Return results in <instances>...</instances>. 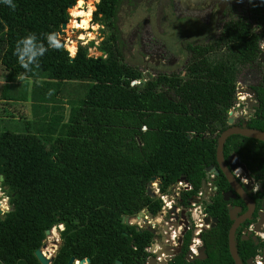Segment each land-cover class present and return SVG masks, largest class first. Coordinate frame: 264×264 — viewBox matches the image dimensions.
Segmentation results:
<instances>
[{
  "label": "trees",
  "instance_id": "1",
  "mask_svg": "<svg viewBox=\"0 0 264 264\" xmlns=\"http://www.w3.org/2000/svg\"><path fill=\"white\" fill-rule=\"evenodd\" d=\"M122 1L94 4L91 20L102 21L107 29L97 47L99 55H89L88 46L80 44L74 57L65 48H49L39 66L26 72L14 55L17 41L35 33L47 47V34L57 33L66 23L67 8L80 4L13 0L12 9L0 0V66L8 75L17 66L25 76L43 73L57 85L89 81L83 96L64 116H53L55 121L43 131L0 130V183L10 203V210L0 215V264H40L33 250L41 245L44 231L57 224L63 228L50 264H67L70 257L87 259L84 264H142L153 234L121 223V216L133 217L141 209L152 217L157 214L160 199L145 193L151 177L158 179L159 191H165L183 176L190 188L179 192L176 203L184 208L205 180V167L216 166V139L229 126L226 110L234 103L239 75L244 68L260 65L264 0H247L245 10L229 15L216 36L185 42L188 60L183 74H158L145 81L122 62L116 17ZM248 87L254 105L245 124L264 130V75ZM231 153L257 184L249 193L255 205L253 221L256 210H264V141L230 134L222 145L224 159ZM212 185L204 211L216 223L200 232L205 257L184 259L191 238L188 229L179 253L166 264H234L227 247L231 221L226 204L241 201L222 199L229 185L220 172ZM241 228L234 245L240 261L247 264L264 248V240L241 239Z\"/></svg>",
  "mask_w": 264,
  "mask_h": 264
},
{
  "label": "rangeland",
  "instance_id": "2",
  "mask_svg": "<svg viewBox=\"0 0 264 264\" xmlns=\"http://www.w3.org/2000/svg\"><path fill=\"white\" fill-rule=\"evenodd\" d=\"M95 2L96 0H84L76 10L87 12L90 7H94ZM75 4L76 2L67 8L65 27L57 32L58 37L67 48L71 43L75 48L78 44L87 45L89 55H99L97 47L106 35L107 29L102 21L93 22L91 18L88 19L87 25L77 27L81 19L82 23L85 20L84 15H70V9L75 7ZM228 4L227 0H123L116 16L122 43L120 46L122 62L136 69L140 73L141 81L158 74H183L188 60V52L183 44L203 42L216 36L227 18L220 7L227 8ZM245 6L244 0L233 9L236 13L245 10ZM97 24L101 27L94 30L92 25ZM262 52L264 53V47ZM259 63L260 65L244 68L237 83L244 88L255 84L260 76L264 75L261 62ZM88 84L89 81L86 79H76L66 80L57 85L48 80L43 73L25 76L17 66L8 75L0 66V130H28L35 133L43 131L48 124L55 121L53 116H64L67 113L69 106L74 105L83 96ZM49 90H53L51 95ZM243 96L245 98L235 94L234 103L226 112L227 119L246 120L252 113L254 101L246 93H243ZM148 185L152 196L158 198L154 192L155 188H158V179L155 178ZM251 186L256 187V184L252 182ZM176 187L177 185L173 183L165 191H161L170 201V209L166 208L164 214L161 213V207L154 217L144 215V209H141L139 216L128 218V224L135 228L153 227L155 231L170 227L166 230V237L172 230L177 232V229H180L178 209L181 208H176L178 191ZM204 195L207 197L206 193ZM5 198L8 207L7 210L0 208V215L10 210L8 197L0 183V201H4ZM193 203V206L190 203L188 205L195 208L193 215L188 217L191 221V231L199 228V196L198 199L195 197ZM162 204L161 201V206ZM187 208L184 214L190 212ZM50 229L51 232L44 234L39 249L42 250L41 253H46L47 249L54 256L60 244L59 232L62 226L57 224ZM257 233L261 235L255 233L254 235L264 238V222Z\"/></svg>",
  "mask_w": 264,
  "mask_h": 264
},
{
  "label": "water",
  "instance_id": "3",
  "mask_svg": "<svg viewBox=\"0 0 264 264\" xmlns=\"http://www.w3.org/2000/svg\"><path fill=\"white\" fill-rule=\"evenodd\" d=\"M66 16H67V14H66ZM64 27H65V23L63 22V23H61L60 28H59L58 31H60V29H63ZM262 47H264V42L261 45V48ZM70 56H72V55H70ZM258 61L261 62L262 69L264 71V53L262 51L259 52V54H258ZM235 89L237 91H243L244 93L248 94L250 96V98H252V100L254 101V93L249 87L248 88H244V87H241V85L239 83H237ZM253 105H254V103H253ZM226 112H228V110H226ZM227 121H228V123H231L232 119L228 118ZM230 134H239V135H242V136H245V137H250V138H254V139H258V140L264 141V130H257V129H254V128L247 127L245 125V122H241L240 125H230L227 128L223 129L219 133V135H218V137L216 139L215 161H216V164H217V169H215L211 165H208L207 167H205V179L208 178L209 170H212V171H215V172L220 171L223 174V176L225 177L227 183L229 184L230 189L222 194V199L223 200H228L229 197H234L235 194H237L242 199V201L245 203V205H246V211L243 214L239 215L237 218H234V216H235V214L237 212L240 211L239 207H234L233 209L228 211L229 219L232 220V222H231V224H230V226L228 228V231H227L228 252H229L230 257L232 258L234 264H243L240 261V259L238 258V256H237V252H236V249H235L233 236H234V230H235L236 226L238 225V223L241 222L245 218H249V216H250V214H251V212L253 210V201L245 193V189L248 188V186L245 185V184H243V185L240 184L235 179L234 175L231 172L232 169L238 168V167L241 168V169H244V165L241 164L237 160V155L234 154V153L230 154L229 157H228V160H227V164H225V162H224L223 154H222V145H223V141H224L225 137H227ZM246 177L247 178L249 177L248 174H246ZM181 178L186 181V179L183 176ZM1 179H2V176L0 174V180ZM154 179H155V177H151L150 180L152 181ZM204 181H205L204 179L201 181V184H200L201 188H204ZM232 190L234 192H232ZM145 193L147 195H150V196L153 195L149 185H147L145 187ZM140 214H141V211H138L136 216H139ZM259 214L264 219V212L260 211ZM148 215L151 216V213L148 212ZM179 216L181 218L182 229L179 232L178 237H177V245L170 247V246H167V245L164 244L162 246L161 251L164 254V260H168L170 255H175L180 250L181 236L184 233V231L186 230V223L187 222L185 220V216H184V211L183 210H180V215ZM209 220L211 221L210 226L214 225L215 222H216V219L214 217H212V218L205 217L204 218V222H208ZM120 222L124 223V224H128V217L125 216V215H122L121 218H120ZM258 226H259V223H256L253 226V230L257 231ZM48 232H49V229H46L44 231V234H47ZM161 239H162V237H161ZM152 248H153V244L150 246L149 249L152 250ZM154 253H156V252H154ZM262 254H263L262 255V257H263L262 264H264V249H262ZM33 255H34V257L36 258V260L40 264H49V259H47V258H45L43 256V254L41 253L39 247L35 248L33 250ZM204 257H205L204 246L201 245L200 248L198 249V253L196 255L190 256L189 254H186L185 255V260L189 261V260H192V259H202ZM74 260H75L74 258L70 257L68 259V261H67V264H73ZM85 262H87V259H79V260H77V264H84ZM117 262L118 261H116V263ZM154 263H155V257L154 256H149L147 258V263H145V264H154ZM247 264H252V261L251 260H247Z\"/></svg>",
  "mask_w": 264,
  "mask_h": 264
},
{
  "label": "flooded vegetation",
  "instance_id": "4",
  "mask_svg": "<svg viewBox=\"0 0 264 264\" xmlns=\"http://www.w3.org/2000/svg\"><path fill=\"white\" fill-rule=\"evenodd\" d=\"M242 1H244V0H240V2L238 3V4H240ZM247 0H245V2H246ZM227 2L229 3L228 4V6H227V8H225L224 6H221L220 8V10H221V12L223 13V14H226L227 15V17L229 16V15H234L235 14V10L233 9L234 8V6L235 5H238V4H236L235 2H236V0H227ZM223 8H225V9H223ZM242 87V86H241ZM232 119V121H231V123H228V121H227V123L229 124V126L230 125H235L234 123H233V118H231ZM242 122H245V120H243ZM241 123V122H240ZM246 125V124H245ZM227 128V127H226ZM231 154H233V153H231ZM230 155V154H229ZM229 157V156H228ZM228 157H227V159L225 160L224 159V157H223V159H224V162H225V164H227V160H228ZM237 160L239 161V159H238V157H237ZM240 162V161H239ZM241 163V162H240ZM242 164V163H241ZM212 167H214L215 169H217V164H216V166H213V165H211ZM219 172L220 171H218V172H215V171H212V170H209V173H208V178L207 179H205L206 180V182L204 181V188H201L200 187V189H199V192L201 193L200 194V196H199V205H200V208H199V216H200V218H201V220L199 219V222L201 223V225H203L204 227L201 229V230H203V229H205V228H208V227H210V223H211V221L209 220L208 222H204V218L205 217H209V218H212V217H210L209 215H207L206 214V212L204 211V202H209V197H211L212 195H213V190L215 189V186L214 185H212V181H213V179H214V177L217 175V174H219ZM231 172H232V174L234 175V177H235V179L240 183V184H242L243 185V183L241 182V180H240V178L241 177H245L246 179H247V182L245 183V185H247L248 186V188H246L245 189V193L247 194V196H249L250 197V195H249V193H253L255 190H256V188H257V184L254 182V180L249 176V173H248V171L246 170V168L244 167V169H241V168H234V169H232L231 170ZM221 173V172H220ZM222 174V173H221ZM246 174H248V178L246 177ZM223 175V174H222ZM249 182V183H248ZM255 183L256 184V187H252L251 186V183ZM208 185V187H206ZM229 185V184H228ZM230 189V186H229V188L227 189V190H229ZM226 190V191H227ZM226 191H224V192H221L222 194L223 193H225ZM232 192H234L233 190H232ZM204 193H206V196L207 197H205V195H204ZM193 196H195V195H193ZM236 197H238L239 198V200L241 201V204L244 206V208H242V205L241 204H237V203H234V204H226V207H227V215H228V211L229 210H231V209H233L234 207H239L240 208V211L239 212H237L236 214H235V216H234V218H237L239 215H241V214H243L245 211H246V205H245V203L242 201V199L237 195V194H235V196L234 197H229V199H236ZM251 198V197H250ZM197 199H198V197H197ZM228 199V200H229ZM252 199V198H251ZM195 200V197H190L189 199H188V202H187V204H186V206L184 207V208H181L180 206H177L176 205V208L177 207H179V208H181V209H178L179 210V215H180V210H185L187 207H188V205H189V203L193 206L194 205V203H193V201ZM226 201V200H225ZM253 201V200H252ZM190 212H185L186 214H184V216H185V220H186V230H188V229H190L191 230V227H190V224H191V221L189 220V216H192L193 215V210H195V208H191V207H188L187 208ZM192 209V210H191ZM146 211V210H145ZM144 211V212H145ZM254 211H255V205H254V202H253V210H252V212H251V214H250V216H249V218H245V219H243L241 222H239L238 223V225L236 226V228H235V230H234V235H235V232H236V230H237V228L239 227V226H241L242 225V228L240 229V236H241V239H246L247 237H251V239H254V241H255V243L257 242L256 240H255V237L257 236V235H254V233L255 234H259V233H257V231L260 229V227H261V225L263 224V222H264V219L260 216V214H259V212L260 211H263L264 212V210H256V212H255V219L253 220V221H251L252 219V215H253V213H254ZM178 215V220H179V223H180V229H177V232H175V230H172L169 234H168V237H166L165 236V233H167L166 232V230L167 229H169L170 227H165L164 228V230H157V231H155L154 230V228L153 227H138V229H147V230H149L152 234H153V239H152V242L147 246V247H145V251L148 253L147 254V256H146V258H145V261L142 263V264H145V263H147V258L149 257V256H154L155 257V263L154 264H166L167 263V261H169L174 255H170L169 256V258H168V260H164V254H163V252L161 251V248H162V246L165 244V245H167V246H170V247H172V246H176L177 245V237H178V234H179V232L181 231V229H182V223H181V218H180V216ZM150 217H152V216H150ZM191 218V217H190ZM228 218H229V215H228ZM231 222H232V220L231 219H229ZM231 222H230V224H231ZM216 223V222H215ZM256 223H259V226H258V229H257V231H254L253 230V226L256 224ZM61 226H62V224H60ZM213 226V225H212ZM230 226V225H229ZM63 228V227H62ZM229 228V227H228ZM185 230V231H186ZM184 231V232H185ZM49 232H51V229H49ZM201 232V231H200ZM183 235V234H182ZM161 237H162V239H161ZM257 237H259V236H257ZM181 238H182V236H181ZM199 238H200V234H199ZM260 238V237H259ZM233 239H234V236H233ZM262 239V238H261ZM263 240H264V238H263ZM172 243H174V244H172ZM153 244V246H154V249L153 250H150L149 248H150V246ZM180 246H181V243H180ZM200 248V247H199ZM262 249H264V248H262ZM262 249H261V252L259 253V255H260V257H261V260L263 261V257H262ZM51 251H53V250H51ZM180 251V250H179ZM154 252H156V253H154ZM154 253V254H153ZM179 253V252H178ZM178 253H176V254H178ZM175 254V255H176ZM186 255V254H185ZM185 255H184V259H185ZM194 256V255H193ZM49 257H52L53 258V256L49 253V256H48V258L47 259H49ZM52 258L51 259H49V264H50V262H51V260H52ZM251 261H252V264H253V260H254V258L253 259H250ZM261 261V262H262ZM73 264H75V263H73ZM262 264V263H261Z\"/></svg>",
  "mask_w": 264,
  "mask_h": 264
},
{
  "label": "clouds",
  "instance_id": "5",
  "mask_svg": "<svg viewBox=\"0 0 264 264\" xmlns=\"http://www.w3.org/2000/svg\"><path fill=\"white\" fill-rule=\"evenodd\" d=\"M84 0H78V4H83ZM3 3L8 5L10 8L15 9L16 5L13 3V0H3ZM96 3L99 4L100 0H96ZM96 9L94 7L89 8V12L87 14L81 12L79 15H87L88 19L91 18V13ZM88 24V20L83 21L82 25H77V27L85 26ZM93 29L96 30L100 28V25H92ZM47 47L43 42L38 41L35 33H30L27 36L21 38L17 41L14 48V55L17 57L18 63L26 72L32 71V66H39L38 60L40 57L44 56V54L51 49L60 50L62 48H67L66 44H62L57 33H48L46 36ZM70 55L74 57L75 55V47L67 48ZM53 90H49V95H51ZM7 198L4 201H0V208L7 210Z\"/></svg>",
  "mask_w": 264,
  "mask_h": 264
},
{
  "label": "built area",
  "instance_id": "6",
  "mask_svg": "<svg viewBox=\"0 0 264 264\" xmlns=\"http://www.w3.org/2000/svg\"><path fill=\"white\" fill-rule=\"evenodd\" d=\"M240 180L243 184H245L247 182V179L245 177H241ZM174 183L177 185V187H176L178 190V191H176L177 196L181 190H189V188H190L187 181L183 180L181 177H179ZM158 190L159 189L156 187L154 192L157 194L158 198L163 202V204L161 206V213L164 214L166 208L170 209V201L167 200L165 193H162L161 191H159V193H158ZM200 194L201 193L198 191L197 194L195 196H192V197H198V196H200ZM199 208H200V205H199ZM143 214L148 215V212H143ZM199 219L201 220L200 216H199ZM201 223L199 222V228L198 229L191 231V232H193V236H191V238L187 244V251H186V254H189L190 256L196 255L198 253L199 247L201 246V241L199 238V234H200V231H201L202 226H203V225H201ZM58 226L61 227L60 224H58ZM259 235H261V234H259ZM172 244H174V243H172ZM45 252L46 253H42V254L45 258H47L49 256V251H47V249H45ZM261 261L262 260H261L260 255L257 254L254 257L253 264H261L262 263ZM73 262H77V260H74Z\"/></svg>",
  "mask_w": 264,
  "mask_h": 264
},
{
  "label": "bare ground",
  "instance_id": "7",
  "mask_svg": "<svg viewBox=\"0 0 264 264\" xmlns=\"http://www.w3.org/2000/svg\"><path fill=\"white\" fill-rule=\"evenodd\" d=\"M76 8H77V6H75V7H72V9H70V15L71 14H79V13H81L80 11H77L76 10ZM85 14H87L88 13V11L87 12H84ZM84 17H87V15H84ZM74 46V44L73 43H71V45H69L68 46V48H71V47H73ZM75 47V46H74ZM238 92L239 91H237V94L236 95H238ZM242 98H245L244 96L242 97ZM248 100V99H247ZM251 101V100H250ZM42 251V250H41ZM48 258V257H47ZM75 264L77 263V262H74Z\"/></svg>",
  "mask_w": 264,
  "mask_h": 264
}]
</instances>
